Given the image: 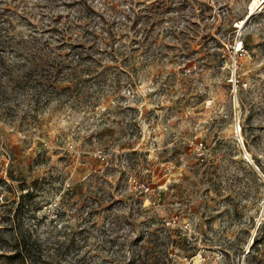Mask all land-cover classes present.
<instances>
[{
  "label": "rangeland",
  "instance_id": "1",
  "mask_svg": "<svg viewBox=\"0 0 264 264\" xmlns=\"http://www.w3.org/2000/svg\"><path fill=\"white\" fill-rule=\"evenodd\" d=\"M253 1L0 0V264H264Z\"/></svg>",
  "mask_w": 264,
  "mask_h": 264
},
{
  "label": "trees",
  "instance_id": "2",
  "mask_svg": "<svg viewBox=\"0 0 264 264\" xmlns=\"http://www.w3.org/2000/svg\"><path fill=\"white\" fill-rule=\"evenodd\" d=\"M255 13H252L249 18L245 21V23L249 20H251L254 17ZM132 16H134V20L136 21L138 18V13L136 12V10L134 8H130V10L127 12L126 15H124L125 19L131 21ZM110 36L112 37L113 32L109 31ZM110 41L112 40L111 43H113L115 41V38L113 37V39H109ZM106 46H109L111 48H113L114 46L110 43L105 42L104 43ZM57 65L61 66L62 63H57ZM61 68V67H60ZM59 67H57L56 70H58ZM53 70H55L53 68ZM28 73L27 74H22L19 78V80L21 82H24L25 80H28L27 78ZM43 81H45L44 86L48 85V86H53L56 87V85L61 81V78L58 75V71H55V74L53 75V73H48V75H45V77L43 78ZM249 114L246 118V123L249 124L250 121H252L253 119V115H254V109L252 107H250L249 109ZM249 126V125H248ZM243 133L245 135V126L243 127ZM256 136V135H254ZM253 136V137H254ZM248 135H245V147H248L247 144V138ZM254 159V163L256 164V166L259 168L258 162L259 160L256 157H253ZM246 173H245V177H247L246 175L249 176H256L255 171L253 170V167L251 164L246 163ZM264 237V236H263ZM259 243V239L257 238V236L255 235L252 240H251V244H250V249L247 252V254H249V260L248 263L253 264L254 262H257V244ZM13 251L14 253L10 255V258L13 260L14 263L16 264H52V261L46 257H43L42 255H38L37 253H35V250L32 246V244L30 243V241L27 239V237L25 235L18 234L16 235V237H14V247H13Z\"/></svg>",
  "mask_w": 264,
  "mask_h": 264
},
{
  "label": "bare ground",
  "instance_id": "3",
  "mask_svg": "<svg viewBox=\"0 0 264 264\" xmlns=\"http://www.w3.org/2000/svg\"><path fill=\"white\" fill-rule=\"evenodd\" d=\"M263 3H264V0H254L253 3L251 4L249 15H251L254 12L255 7L259 8V6ZM244 24H245V20H243L241 25L239 26H243Z\"/></svg>",
  "mask_w": 264,
  "mask_h": 264
},
{
  "label": "water",
  "instance_id": "4",
  "mask_svg": "<svg viewBox=\"0 0 264 264\" xmlns=\"http://www.w3.org/2000/svg\"><path fill=\"white\" fill-rule=\"evenodd\" d=\"M249 16H250V15H248V16L245 17V21L249 18Z\"/></svg>",
  "mask_w": 264,
  "mask_h": 264
}]
</instances>
